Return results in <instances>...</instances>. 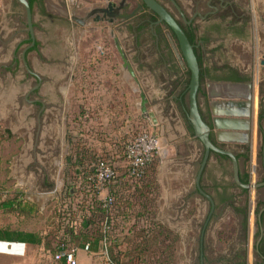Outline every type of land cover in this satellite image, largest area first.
Masks as SVG:
<instances>
[{
  "label": "flooded vegetation",
  "instance_id": "1",
  "mask_svg": "<svg viewBox=\"0 0 264 264\" xmlns=\"http://www.w3.org/2000/svg\"><path fill=\"white\" fill-rule=\"evenodd\" d=\"M64 1L0 0L3 23L0 26V101L5 106L4 116L6 114V118H11L15 129L23 133L21 150L27 146L26 155H30L27 160L25 157V161H20L24 177H30L32 187L40 189L42 186L48 188L46 182L53 180L46 160L52 156L48 155L49 150L53 149L54 155L58 149L59 127L63 124L65 105L62 91L69 81L74 55V34H70V27L74 31L89 22H104L99 32L108 29L106 31L121 60V67L127 73L125 77L132 79L138 86L139 96L141 92L144 94V89L139 82L138 70L150 68L151 57L162 67L157 75L162 81L160 89L164 95L160 98V108L164 114L169 106L163 104V99L174 87L181 90L179 95L183 102L181 105L176 104L175 109L193 140L187 143L185 156L179 158L174 166L179 171L177 176L190 183L176 190L170 204L166 205L163 212L165 218L169 216L167 222L171 220L174 228H184L183 235L190 234L186 238L181 235V240L192 242L197 247V254L193 255L194 259L198 257L197 264H245L249 211L254 219L253 251L263 258L264 204L258 198H264V122L258 118L260 112H257L256 126L253 127V75L232 60L234 55L230 51V47L245 45L249 49L253 45L250 0H184L185 6L180 0H156L181 27L199 58V114L209 128L208 136L212 144L218 150L228 151L235 156L237 177L230 156L210 148L204 160L205 146L196 136L189 100L188 104L185 101L189 80L185 79L184 72L172 76V62L161 47L162 38L169 39V50L173 53L175 63L178 62V55L184 59L174 33L158 15L146 7L142 0H106L102 6L86 10L76 17V10L64 8ZM24 2L29 6V15ZM123 31L129 37L127 43L121 40ZM150 37L153 42H150ZM170 38L176 42H171ZM116 43L122 49L130 70L123 68ZM217 51V58L214 59ZM182 65L180 63V67ZM247 83H251L249 128L238 129L242 132L238 137L217 135L215 126L222 123L214 119L224 117L220 114L219 103L231 99L227 85L244 86ZM240 93L245 94L244 91ZM256 96L264 107V83L258 86ZM139 109L144 117H150L146 110H141V96ZM54 127H58V130L54 131ZM6 130L10 131V128ZM243 134H247V138ZM252 134L257 151L250 158ZM251 191L254 195L253 205H250L249 200ZM193 197V214L187 218L192 209L189 202ZM231 217L238 227L239 242L232 251L237 255L231 262L228 250L211 260L208 252L217 251L214 248L216 244L224 243V238L214 236L216 230L226 229L224 232L229 237Z\"/></svg>",
  "mask_w": 264,
  "mask_h": 264
},
{
  "label": "rangeland",
  "instance_id": "2",
  "mask_svg": "<svg viewBox=\"0 0 264 264\" xmlns=\"http://www.w3.org/2000/svg\"><path fill=\"white\" fill-rule=\"evenodd\" d=\"M180 1L185 6V1ZM105 2L106 0H65L63 4L64 8L72 7L75 9V15L79 17L86 10L102 6ZM250 3L253 29L255 27V15L261 14L262 26H264V0H250ZM1 7L0 5V10ZM1 25L3 26L0 14ZM103 25H105L104 22H89L86 26L74 31H71L70 27V34L71 32L74 34V41H72L74 55L69 70V81L62 91L65 112L62 120L63 124L59 127L58 149L53 155V149L51 148L52 150L48 151V155L51 154L52 156L46 160L48 168L50 166L51 169L50 175H53V180L46 182L48 188L44 186L41 189L32 187L31 183L33 184V182L30 177H24L22 172L24 170L20 161H25V157L27 160L30 155H26L27 146H22L23 150H21L23 133L15 129V124L11 121V118H6V114L4 116L3 109L5 106L0 101V229H19L46 236L45 245H24L22 248L14 250L13 246L15 245L8 244L9 246H6L5 249H0V264H60L59 261L54 259V254L61 246V224L68 221L66 220L67 215L63 216L62 213L69 209V204L76 208L71 195L75 194L79 198L82 196V191L78 187L82 182L80 177L83 175V169L73 165L77 160V157H75L78 156L77 151L79 152L80 148L88 151L89 158L86 159L89 160L88 164L91 167L94 164L93 161L91 162L93 158L101 157L110 161L119 176L124 173L126 165L125 143L143 132L158 136L157 149L153 146L156 159L152 170L156 178L157 196L151 209L156 213L155 220H158L165 229L170 230V239H167V242L171 241L173 243L167 250L157 251V255L161 256L162 264H166L164 258H166L167 253L171 254L170 261L172 260L173 264H197L196 262H198V257L194 259L197 254L195 252L197 247L195 248L192 242L181 240V235L182 238L189 237V232H186L189 235H183L185 229L174 228L171 220L170 222L166 220L169 216L165 218L163 212L166 205L170 204L171 199L176 194V190L187 186L190 181L186 179L182 181L177 176L179 171L172 163H169L171 156L160 157L163 147L171 146L174 142V140H169L165 126L158 123L159 118L155 114L156 110L161 109L162 100L160 98L164 95L163 90L160 89L162 81L157 75L162 67L157 65L151 57L149 60L150 68L138 70L139 82L144 89L145 100H147L145 110L147 114L152 113L154 115L147 118L139 109L138 86L132 79L125 77L127 73L121 67V60L113 47L111 37L106 31L108 29L99 32ZM152 39L150 37V42H153ZM170 39L171 42H176L172 38ZM121 40L126 43L129 40L128 35L125 36V31L122 32ZM169 42L168 38H162L160 44L166 54L165 56L172 62L170 65L172 76L184 72L186 74L185 79L188 81L189 70L181 59V55H178V62H174L173 53L169 50ZM252 44L249 49L245 48V45L230 47V51L234 55L232 60L234 62L241 60L246 64L255 62L256 48L261 45L260 51L264 52V48H262L264 47V31L259 38V45L255 46L253 30ZM217 55L218 51L214 53L213 58H217ZM154 56L157 57V54ZM179 62L184 64V69L180 67ZM147 73L149 74L146 75ZM179 93V87H174L165 99H171L173 101H170L176 104L174 98H178ZM185 96V101L188 104V90L185 91ZM165 99H163V102ZM256 120L253 115V127L256 126ZM7 127L10 128V131L6 130ZM57 130L58 127H54V131ZM251 137L253 142L250 149V158H253L257 151V145L254 143V134ZM69 159H71V162ZM261 197L258 200L264 204V198ZM249 200L250 205H253L254 195L252 191L249 194ZM3 201H12L14 207L2 206ZM189 203L192 209L189 211L187 218L193 214L194 197ZM262 206L259 205V207ZM134 208L136 207L130 208V211ZM138 209L137 207L136 210ZM253 220L252 214L248 211V243L245 246V264H264V246L261 253L263 258H260V255L253 251L252 236L255 232ZM133 222H137L136 226L139 225V227L146 224L145 218L144 220L143 218L136 219L133 216L128 219L118 218L116 221L119 226L118 235L120 237L124 236ZM148 222H150L149 219ZM229 223V237L224 232L226 229L216 230L217 234L214 236L224 238V243L216 244L214 248L217 251L208 252V257L211 260H214L217 254L226 253L228 250L231 262L234 259L233 257L237 255L232 251L239 242L238 227L237 224H234L232 217L229 219ZM122 227L123 230H121ZM176 228H179V230ZM166 251L168 252L165 253ZM212 264H216V262Z\"/></svg>",
  "mask_w": 264,
  "mask_h": 264
},
{
  "label": "trees",
  "instance_id": "3",
  "mask_svg": "<svg viewBox=\"0 0 264 264\" xmlns=\"http://www.w3.org/2000/svg\"><path fill=\"white\" fill-rule=\"evenodd\" d=\"M197 59L199 62V58ZM87 152L80 148L79 152L77 151L79 157L75 156L77 160L73 163L74 166L83 169V175L80 177L82 182L78 187L82 191V196L79 198L75 194L71 195L76 208L69 204V209L62 213L63 216H68H66L68 221L61 224V244L83 247L85 242L90 241L89 249L95 252L105 246L103 242L106 238L108 254L119 264H162L163 261L160 260L161 256L157 255V251H165L173 243L167 242V239H170V230L165 229L158 220H155L156 213L151 209L157 196L156 178L152 173L156 155H153L138 178L129 176L124 167V173L117 176V183L108 189L112 201L104 206L103 200L87 180L94 170V166L91 167L88 164L89 160L86 159L89 158ZM96 160L97 158H93L91 162L95 163ZM69 161L71 162V159ZM2 204L9 208L14 207L12 201H3ZM133 207L139 209L134 208L130 211ZM131 216L136 219L145 218L146 224L139 227L136 226L137 222H133L128 227L127 233L120 237L117 233L119 226L116 221L118 218L128 219ZM104 225L109 226L111 234L103 231ZM123 229L122 227L121 230ZM45 238L46 236L32 231L0 229V241L4 242L45 245ZM170 258H172L171 254L167 253L164 263L173 264ZM59 263L65 264V261L62 259Z\"/></svg>",
  "mask_w": 264,
  "mask_h": 264
},
{
  "label": "water",
  "instance_id": "4",
  "mask_svg": "<svg viewBox=\"0 0 264 264\" xmlns=\"http://www.w3.org/2000/svg\"><path fill=\"white\" fill-rule=\"evenodd\" d=\"M146 7H148L151 11L158 15L159 19L163 21L174 33L179 47L181 54L183 56L184 62L186 67L189 70V81H188V100H189V111L191 114V119L195 124L196 129V136L201 140L203 145L205 146V155L204 160L207 158L209 149L216 150L220 153L228 155L231 157L234 165V174L237 177V161L233 154L228 151H221L218 150L211 142L208 136L209 128L203 122L200 117L198 106H197V92L199 87V79H200V68L197 61L196 53L194 52L193 46L188 41L187 37L185 36L184 32L182 31L181 27L177 24V22L168 14V12L156 1V0H142ZM111 3V2H110ZM109 3V4H110ZM27 14L29 15V6L26 2H24ZM112 4V3H111ZM117 44V48L121 58L123 60V68H127L130 70L127 59ZM259 64L264 68V58L259 61ZM264 79V75H263ZM251 83H247L244 86L241 85H227V89L229 90L228 96L231 98L228 101L219 103L221 108V113L224 115L223 118H215L214 120H220L221 125H216L215 130L217 135L219 134H226L228 136L234 135L233 130L238 129H248L249 128V116H250V93ZM240 91H244L245 94L240 93ZM233 92V93H232ZM141 106L142 111H145V95L141 92ZM242 98V100H240ZM239 101H236V100ZM245 100L246 102H244ZM150 117L154 115L152 113H148ZM245 138H247V134H243ZM237 180V178H236ZM2 242V241H0ZM4 242V241H3ZM7 244H13L11 242H4Z\"/></svg>",
  "mask_w": 264,
  "mask_h": 264
},
{
  "label": "crops",
  "instance_id": "5",
  "mask_svg": "<svg viewBox=\"0 0 264 264\" xmlns=\"http://www.w3.org/2000/svg\"><path fill=\"white\" fill-rule=\"evenodd\" d=\"M258 19V20H257ZM261 19V20H260ZM254 41H255V46L259 45V38L261 37V34L263 33L264 29L262 26L263 25V19L261 14L255 15V20H254ZM259 48V49H258ZM256 48L257 53L255 55V62L251 63L248 62L247 64L242 62L241 60L238 61L239 64L244 67V70L247 72H251L253 75V81H254V116L256 119L257 112L258 118H261V121L264 122V107L263 103L258 100L257 98V91H258V86L261 85V83H264L263 75H264V68L262 69V66L259 64V61L264 58V52L260 51L261 50V45ZM264 48V47H262ZM182 59V58H181ZM181 63V62H180ZM184 67V64L182 65V69ZM181 93V90H179ZM179 93V94H180ZM178 98H174L176 101V104H182L183 99H180V95H178ZM171 99H165L163 102L164 105H168L169 107L166 110V113L162 112V109H158L155 111V114L157 115L158 123L160 125L165 126L166 133L169 136V140H174L171 146H165L163 147L161 151V158L162 156H171L169 163H172L173 166L177 163V160L179 158L184 157L185 151H186V146L187 143L191 141L192 134L188 133L185 129V126L183 124L182 118L179 117L178 112L175 109L176 104H173V100ZM236 101H239L238 99ZM257 102L259 103L260 108L257 106ZM180 104V105H181ZM161 106V105H160ZM262 107V109H261ZM183 111V110H182ZM233 133L235 137H238L239 135H242V132L238 130H233ZM186 134H189L190 136H186ZM165 150V151H164ZM160 153V151H159ZM107 192L103 191L99 193V197L103 198L106 196ZM13 249L17 250L22 248L25 244L24 243H13ZM6 246H9L7 243H4L3 241L0 242V249H5ZM77 263L78 264H101V257L99 255V251L95 252H86L82 248L77 251Z\"/></svg>",
  "mask_w": 264,
  "mask_h": 264
},
{
  "label": "built area",
  "instance_id": "6",
  "mask_svg": "<svg viewBox=\"0 0 264 264\" xmlns=\"http://www.w3.org/2000/svg\"><path fill=\"white\" fill-rule=\"evenodd\" d=\"M158 136L149 132L139 133L133 139L127 141L124 145V153L126 165L125 168L128 175L132 178H138L144 167L151 161L154 152L153 146L157 149ZM94 170L87 177L91 187L98 193L106 191L107 194L103 198V205L106 206L112 201V197L108 195L109 187L117 183V171L110 161L98 157L93 164ZM109 226L104 225L103 231L111 234ZM105 246L99 251L101 264H119L113 261L106 248V238L104 239ZM90 241L84 243L83 247L73 244H61L60 249L55 252L54 259L57 261L64 260L65 264H78L77 251L83 249L86 252H93L89 249Z\"/></svg>",
  "mask_w": 264,
  "mask_h": 264
}]
</instances>
